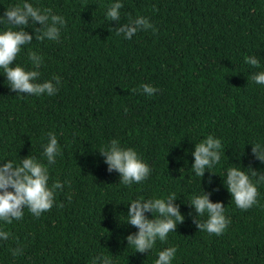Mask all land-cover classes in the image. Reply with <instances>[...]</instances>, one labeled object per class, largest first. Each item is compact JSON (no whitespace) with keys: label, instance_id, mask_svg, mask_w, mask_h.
<instances>
[{"label":"trees","instance_id":"trees-1","mask_svg":"<svg viewBox=\"0 0 264 264\" xmlns=\"http://www.w3.org/2000/svg\"><path fill=\"white\" fill-rule=\"evenodd\" d=\"M22 2L0 0V14ZM30 2L66 23L57 41L34 35L14 63L30 68L35 50L45 60L40 79L59 76L61 83L52 96L16 95L0 69V160L31 154L46 163L41 145L54 132L61 154L49 183L63 187L51 209L39 217L25 209L22 220L5 226L15 239L0 243V264H91L100 253L113 264H154L170 245L177 247L172 264H264V184L260 203L241 210L219 176L236 164L264 170L251 145L264 140V85L250 75L261 69L244 63L246 54L264 62V0H123L121 22L143 15L155 28L131 40L105 19L112 0ZM27 27L36 33L39 22ZM143 83L159 91L147 96ZM209 134L221 138V163L211 169L217 174L196 177L191 151ZM113 138L150 165L146 180L127 186L117 170L108 171L98 150ZM201 187L226 208L231 223L221 235L199 230L189 215L194 206L187 203ZM169 193L183 216L176 232L149 252L127 245V235L138 231L124 222L127 203ZM18 244L23 254L13 257Z\"/></svg>","mask_w":264,"mask_h":264},{"label":"clouds","instance_id":"clouds-1","mask_svg":"<svg viewBox=\"0 0 264 264\" xmlns=\"http://www.w3.org/2000/svg\"><path fill=\"white\" fill-rule=\"evenodd\" d=\"M122 8L123 0H112L106 6L104 13L105 19L118 22V26L114 28L117 36L122 35L124 39L131 40L133 35L142 29L152 28L155 31L149 18L143 15L128 16L125 22H121ZM37 22L39 27L36 33L25 30L28 25L36 26ZM65 23L63 15L53 13L50 8L34 6L30 0H23L22 4L16 3L4 8L3 13L0 14V25H8V27L0 30V69L8 81L10 91H15L16 95H55L59 90L61 79L59 76L40 79V68L45 60L39 52L35 50L29 52L30 68L14 61L22 48L31 43L34 35L37 40L57 41ZM244 63L261 69L250 75L253 82L264 85V62L261 56L246 54ZM139 90L147 96L159 91L150 83L141 84ZM251 145L253 158L264 165V140H256ZM41 147L46 163L31 154L19 158L18 162L10 159L0 160L3 161L0 163V243L15 239L6 225L22 220L25 209L33 216L39 217L42 212L53 207L56 203V192L63 187L59 180L49 183L50 166L55 165L57 157L61 154L57 135L49 131L47 142ZM222 147L221 138L212 134L194 144V149L191 151L194 157L191 169L196 177L202 178L206 170L216 173L211 169L221 163ZM98 151L103 154L108 171L115 169L119 172V183L131 186L146 180L151 175L152 168L140 157L135 148L122 146L118 138L111 139ZM239 156L240 154H237V159ZM219 176L236 207L248 210L260 203L258 186L264 184V170H254L251 165L241 167L236 164L226 167ZM207 182L209 185L212 184L211 175ZM201 189L199 193H193L187 203L194 206L195 215H192V212L189 215L192 216L199 230L221 235L231 223L226 215V208L222 202H212L209 199L210 192L202 187ZM176 198L175 193H169L167 196L153 195L130 200L127 203L124 222L136 226L138 231L127 235V245L144 253L152 250L157 240L167 241L169 233L176 232L177 224L183 219L179 204L173 203ZM146 212L151 213V218L145 215ZM10 251L13 257L22 255L23 245L18 244L17 247L10 248ZM176 254L175 245L160 249L157 251L154 264H172ZM91 264H113V260L110 256L100 253L91 258Z\"/></svg>","mask_w":264,"mask_h":264}]
</instances>
